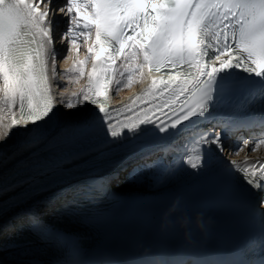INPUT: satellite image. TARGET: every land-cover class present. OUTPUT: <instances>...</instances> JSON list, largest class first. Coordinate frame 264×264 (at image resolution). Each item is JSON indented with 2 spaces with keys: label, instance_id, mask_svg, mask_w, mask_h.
<instances>
[{
  "label": "snow or ice",
  "instance_id": "6c2138e0",
  "mask_svg": "<svg viewBox=\"0 0 264 264\" xmlns=\"http://www.w3.org/2000/svg\"><path fill=\"white\" fill-rule=\"evenodd\" d=\"M49 2L0 0V141L7 140L13 128L23 127L24 144L34 148L29 155L38 172H45L57 155L100 152L123 138L125 129L137 139L155 142L174 136L186 123L210 121L213 109L234 100L243 101L237 105L240 110L264 101V0H66V7L59 10L66 11L71 26L61 39L78 48L83 37L88 45V55L70 71L79 73V79L87 69L83 100L99 112L74 123L54 124L52 80L57 75V54L47 20L52 12ZM145 69L150 79L147 89L125 106L126 111L113 114L107 107L112 86L120 85L126 73L130 85L134 75L145 76ZM259 123L264 124V118ZM97 133L102 143H97ZM222 140V133L202 134L194 151L201 152L205 144L223 151ZM251 142L253 147L244 139L232 154L257 151L264 146V135ZM202 159L190 156L185 163L198 169ZM231 165L216 178L243 207L254 195L253 189L264 188V161L246 156L242 163L232 160ZM236 173L242 174L248 187L236 182ZM180 210L177 199L168 213ZM189 220L183 217L184 223ZM27 221L34 234L59 239L39 214L30 211ZM261 233L264 238V220ZM259 264H264V255Z\"/></svg>",
  "mask_w": 264,
  "mask_h": 264
},
{
  "label": "bare ground",
  "instance_id": "6f19581e",
  "mask_svg": "<svg viewBox=\"0 0 264 264\" xmlns=\"http://www.w3.org/2000/svg\"><path fill=\"white\" fill-rule=\"evenodd\" d=\"M50 9L54 10L56 7H66V0H50L48 5ZM63 19L58 24H54L50 16L47 20L51 23L52 36L54 37V50L56 52L55 70L57 75L52 80V94L56 101V110L58 122L63 124L74 123L80 121L91 113H95V105L87 103L83 100L82 89L87 86V69L83 78H77L79 73L70 71L76 61L82 60L88 55L87 47L84 38L80 37L78 40V48L72 47L67 40L55 42L57 30L60 27H70L69 16L66 11L62 12ZM62 42V44H61ZM91 40H89V44ZM67 50V51H66ZM67 54L68 61H58L60 56ZM120 61H117L119 64ZM90 68V62L87 66ZM63 71L66 73L63 76ZM123 71V69H121ZM52 74V61L49 60V75ZM127 73L124 78H121L120 85H113L107 99V107L115 114L116 110L125 109L132 99L136 96L142 95L150 84V79L147 77V70L145 69V76L141 78L139 75H134L131 84L127 81ZM128 85V86H125ZM73 93L77 95L74 96ZM68 102L77 105L75 108L69 109L66 107ZM126 111V109H125ZM31 127V125H29ZM152 128L153 126H146ZM201 129V128H200ZM199 128L194 129L193 126H185L176 131V134L170 138L159 140L154 147L147 150H140L136 153L127 154L117 160L107 170L93 173L94 177H107L108 175L120 170L122 166L128 164L127 175L122 178L117 186H113L114 192L120 199L128 197L140 198L143 201L150 199H163L172 190H179L186 185H193L197 182L208 181L212 179L215 174L225 168H230L231 161L235 160L242 163L247 156L249 160H256L264 156V146H261L255 152H247V150L240 152L239 155L232 154V149L225 144L224 150L221 151L216 145H203L201 152L194 151V138L200 132ZM211 137V136H210ZM137 138L133 137L131 133H125L123 138H118L101 149L100 152H92L91 155H82L74 158L67 164L66 167L71 168L79 166L86 162L93 161L101 154L118 148L125 144L135 141ZM25 129L23 127H16L11 130L10 136L7 140L0 141V177L11 172L15 168L23 165L27 159L30 151L34 148L31 145L25 146ZM209 148L211 149L209 151ZM155 151V154L150 151ZM201 155V167L193 169L189 164L185 163L189 157ZM146 158V159H145ZM133 159L140 162L141 167L135 171L130 172ZM145 159V162H143ZM201 161V162H202ZM72 180L71 182H74ZM12 193V192H11ZM10 193V194H11ZM55 190H47L39 194L33 202L13 209L5 216H0V264H36L38 261L34 257V252L40 248H44L51 243L47 240L41 239L38 242L27 245H10V236L13 234L11 229V222L18 217H27L29 212H35L47 223L50 224L53 219V211L48 208L46 204L48 200L51 202L55 200ZM52 194V195H51ZM127 211V210H126ZM121 216L122 221L127 218H137L131 212L124 214L117 212ZM122 229H125L124 227ZM172 235H177L176 232ZM5 245V247H3Z\"/></svg>",
  "mask_w": 264,
  "mask_h": 264
}]
</instances>
